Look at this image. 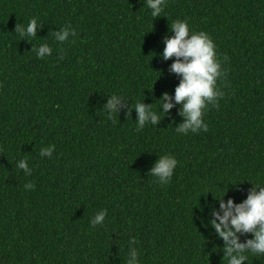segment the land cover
I'll return each mask as SVG.
<instances>
[{"label":"trees","instance_id":"1","mask_svg":"<svg viewBox=\"0 0 264 264\" xmlns=\"http://www.w3.org/2000/svg\"><path fill=\"white\" fill-rule=\"evenodd\" d=\"M150 12L146 0H0V264H128L133 250L139 264H227L210 223L218 198L242 203L264 182V0H166ZM33 17L35 35L20 37ZM185 18L211 35L225 74L208 130L183 135L182 104L164 113L160 101L181 80L161 54ZM69 25L76 35L58 42ZM40 44L51 55L37 57ZM137 101L164 114L138 130ZM164 154L178 164L159 185L151 169Z\"/></svg>","mask_w":264,"mask_h":264},{"label":"clouds","instance_id":"2","mask_svg":"<svg viewBox=\"0 0 264 264\" xmlns=\"http://www.w3.org/2000/svg\"><path fill=\"white\" fill-rule=\"evenodd\" d=\"M165 4L166 0H146V7L151 10L150 14L153 18L162 14ZM38 27V20L33 17L26 25H17L16 32L20 37L27 36L30 39L35 35ZM170 31L174 35L165 40L161 56L164 60L176 58L170 70L178 74L181 80L175 88L174 96L170 98L164 93L160 103L164 113L173 107L170 100L174 99L176 103L182 104L181 115L185 117V122L175 130L177 133L186 135L189 132L207 131L208 125L203 119L207 106H216L224 96L218 79L225 73L221 67V60L217 57L215 42L207 32L192 30L187 18L174 20ZM74 35L76 32L69 25L55 33V38L58 42H66ZM33 51L37 57L44 58L51 55L52 48L47 44H40ZM118 104L119 97L112 95L106 105L107 109L112 110L107 117L109 120L113 119V114L117 112ZM134 107L138 113L136 122L138 130L145 126L146 121L156 124L164 114L157 113L153 107H148L141 101H137ZM53 150L54 145H49L40 152V156H51ZM177 164L178 161L173 155H161L151 169V174L156 177L155 182L159 185L170 183ZM18 167L29 175L25 161L21 160ZM24 187L27 190L33 188V185L27 183ZM225 193L218 198L221 199L220 209L223 210V214L214 211L213 215L216 219L210 223L225 242L227 264H244L249 254L264 255V182L256 183L247 198L239 204H235L232 199H228L225 203L222 199ZM106 214V209L98 211L94 219L90 220V226L102 225ZM237 233H251L253 238L240 242ZM131 257L128 264H139L135 250L132 251Z\"/></svg>","mask_w":264,"mask_h":264}]
</instances>
